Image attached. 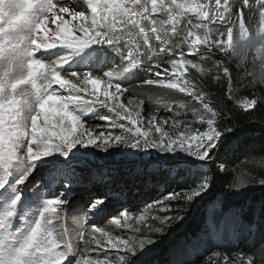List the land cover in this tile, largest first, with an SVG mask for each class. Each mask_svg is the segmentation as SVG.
Instances as JSON below:
<instances>
[{"label":"snow or ice","instance_id":"6c2138e0","mask_svg":"<svg viewBox=\"0 0 264 264\" xmlns=\"http://www.w3.org/2000/svg\"><path fill=\"white\" fill-rule=\"evenodd\" d=\"M257 14L259 26L246 27ZM253 33L264 35V0H0V264H161L158 241L214 194L195 247L170 250L176 258L166 264H189L182 257L200 248L209 254L197 257L199 264H237L217 249L239 239L241 227L264 240V200L247 222L242 209L215 211L223 203L217 174L229 172L220 151L225 141L230 150L243 142L227 102L251 116L258 105L264 109V95L238 99L223 67L215 75L218 82L227 80L220 106L187 75L189 69L210 75L205 58L234 56L237 39ZM193 54L199 59L188 58ZM141 70L149 74L142 84L178 90L195 101L192 123L199 127L171 118L166 131L170 118L150 114L145 130L136 118L143 101L121 102L124 85ZM244 72L249 86L261 85ZM150 150L163 154L161 163L174 165L173 172L183 168L185 174L173 181L179 190L154 198L137 214L128 207L110 209V189L74 199L84 172L98 159L151 158ZM250 155L264 160V149ZM247 186L235 177L225 184L233 194ZM69 207L82 213L74 234L66 227ZM97 219L108 224L98 227ZM112 225L131 234L114 235ZM92 253L100 255L93 259ZM235 255L239 264H255L251 255Z\"/></svg>","mask_w":264,"mask_h":264},{"label":"trees","instance_id":"16d2710c","mask_svg":"<svg viewBox=\"0 0 264 264\" xmlns=\"http://www.w3.org/2000/svg\"><path fill=\"white\" fill-rule=\"evenodd\" d=\"M190 59H199L195 54L189 56ZM210 75L201 77L193 69H189L187 75L196 78L209 94V98L213 99L214 103L224 106L221 102L227 93V80L217 81L215 75L222 71L223 67H227L234 82V86L238 89L237 93L243 97H252L253 94L259 96L264 95V85L257 87L249 86L243 68L238 67L234 60L217 53L203 61ZM90 99L89 101H91ZM227 108L230 110V117L236 124V132L243 136L242 146L238 150H230L225 141V146L220 151L221 159L227 164L229 172L227 176L217 174L215 188L217 193L223 196V204L229 199H236L240 196H246L245 208L242 211V216L245 222L251 220L258 213L259 206L264 200V185L259 184L260 179H264V160L253 158L250 153H259L264 149V109L259 105L257 109L251 110L252 115L240 108L234 101L227 102ZM131 111V110H130ZM104 114L112 115L104 110ZM231 135V134H229ZM152 157L147 161H142L136 157H111V159H98L90 166L91 170L84 172V181L89 177L93 178L92 170L97 176H107V180H102V185L111 190L115 195H119L120 190H128L130 185L133 186V196L129 201V207L133 214H137L139 210H144L147 204L152 203L154 198L161 195H166L171 189L177 188L173 182L176 178L183 176L185 173L182 168H176L175 172L171 169L172 164H162L163 154L157 153L155 150H150ZM101 158L106 154L99 153ZM191 159V158H189ZM150 163H160L161 169L155 170V164L149 167ZM243 179L248 182V186L241 190L242 194H233L225 188L227 181L233 178ZM98 180V179H94ZM113 184V185H109ZM115 185V186H114ZM177 190H179L177 188ZM129 191V190H128ZM215 199V194L212 200ZM212 200L200 206L189 209L190 216L186 218L187 222L177 227L175 224L168 229L166 238H161L158 241L156 249V258L161 261V264H166L170 259L176 257L171 256L170 250L176 248L186 249L195 247V238L203 228V222L209 214V208ZM220 206V207H221ZM218 207V208H220ZM152 214L153 210H147ZM126 234V229L120 233ZM258 234L250 235L243 227L240 229V237L236 240H227L223 249L231 251L237 248V243L241 242L243 249L250 248L255 243L258 245V254L261 258L264 257V243H259ZM207 252L206 248H200L198 251L192 252L191 255H185L182 258H193L196 253L202 255ZM100 258H103L100 256Z\"/></svg>","mask_w":264,"mask_h":264},{"label":"rangeland","instance_id":"374dc122","mask_svg":"<svg viewBox=\"0 0 264 264\" xmlns=\"http://www.w3.org/2000/svg\"><path fill=\"white\" fill-rule=\"evenodd\" d=\"M231 3L232 0H229ZM214 3V0H213ZM259 16L254 18L253 23L251 25H248L246 23V27H250L252 30H255L259 26ZM214 27V26H213ZM238 34L237 30L234 29V35ZM149 74L144 72L143 70L140 71L136 79H133L129 82H127L124 87L127 89V91L124 93L123 96H121V102L126 103V98H132L134 101H143V104L140 105L139 109H136L135 103L131 106H129V109L133 111V109H136L140 111V117H136L138 120L143 121V128L147 130V119L150 114H156L157 118L159 120L160 117H166L170 118L169 123L164 125V130L169 131L170 130V125H171V118H176L181 120L185 124H192L193 127H199L198 124H194L193 122V116H192V105L196 104L195 101H193L190 97L187 96V94L180 93L178 90H171V89H164L161 88L158 85H146L142 84V81L148 76ZM133 94L132 96H129V94ZM84 99H88L90 96L86 94H82ZM103 98V97H101ZM237 98L242 99V98H248V97H243L237 93ZM171 107V111L165 110V106ZM238 105V104H237ZM239 106V105H238ZM99 112L102 113V109H98ZM179 113L178 116L175 114ZM103 114V113H102ZM134 115V112H133ZM123 123H128L127 121H122ZM92 123H100L104 124L106 123L105 121H97L93 120ZM154 131V130H153ZM158 135V134H157ZM114 151V150H112ZM125 152H135L136 150L134 149H127L124 150ZM118 158H121V156H116ZM111 159V158H107ZM149 158L145 159H140L143 162L147 161ZM152 166V164H150ZM182 168V167H181ZM155 170H160L161 169V164H155L154 167ZM183 170V168H182ZM184 171V170H183ZM96 185V184H94ZM85 188V187H84ZM172 190V189H171ZM170 190V191H171ZM132 191V190H130ZM94 195H101V193L96 189V192L93 193ZM84 194H81L79 192L78 194L74 197V199L77 202H80L83 199L87 198V194L83 197ZM247 197L246 196H240L236 199H229L225 204H223L220 208H216L215 211L217 214L227 211L230 208H238V209H244L245 204H246ZM116 202H114V199L111 197V203L109 205L110 209L115 207ZM115 208H121L120 207H115ZM82 215V213L79 212H73L72 207H69V209L66 212V227H68L69 232L74 234V221L75 219L79 216ZM110 219V217H109ZM135 224V222H132ZM108 224L107 219H97L96 220V226L98 227H103ZM89 227L91 226V219L89 220ZM142 226V225H141ZM112 228L115 229V226L112 225ZM125 229H115L114 235L120 233V231H123ZM126 234H131V229H126ZM258 242L264 243V240L261 239L260 236L257 238ZM258 245L255 243L254 245L247 247V249H243V245L241 242L237 243V248L233 251H227L225 249H217L221 252H224L225 254H228L231 260H236L237 264H239V260L236 257V253H242L246 255H251L255 261V264H264V257L261 258L260 255L258 254L259 249L257 248ZM208 251L205 252L203 255L201 253H196L193 258H189L188 256L183 258L189 262V264H199V259L197 257L200 256H206L208 255ZM264 254V252H263ZM97 255H100L98 253H92L91 258L95 259ZM102 256V255H101Z\"/></svg>","mask_w":264,"mask_h":264},{"label":"clouds","instance_id":"9594fccd","mask_svg":"<svg viewBox=\"0 0 264 264\" xmlns=\"http://www.w3.org/2000/svg\"><path fill=\"white\" fill-rule=\"evenodd\" d=\"M229 59L243 70L247 68L251 76L264 85V35L253 33L244 40L237 39L234 56Z\"/></svg>","mask_w":264,"mask_h":264}]
</instances>
